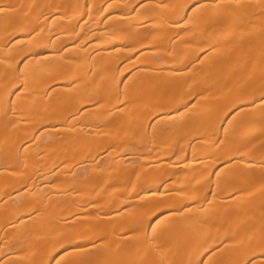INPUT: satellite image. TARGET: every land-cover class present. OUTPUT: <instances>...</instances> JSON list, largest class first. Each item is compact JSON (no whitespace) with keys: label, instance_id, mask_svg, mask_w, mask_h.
<instances>
[{"label":"bare ground","instance_id":"1","mask_svg":"<svg viewBox=\"0 0 264 264\" xmlns=\"http://www.w3.org/2000/svg\"><path fill=\"white\" fill-rule=\"evenodd\" d=\"M0 264H264V0H0Z\"/></svg>","mask_w":264,"mask_h":264}]
</instances>
